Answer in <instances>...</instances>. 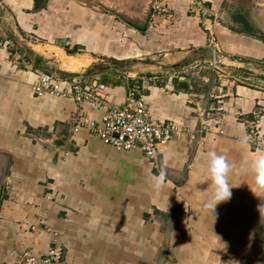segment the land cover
Listing matches in <instances>:
<instances>
[{
  "label": "crops",
  "instance_id": "obj_1",
  "mask_svg": "<svg viewBox=\"0 0 264 264\" xmlns=\"http://www.w3.org/2000/svg\"><path fill=\"white\" fill-rule=\"evenodd\" d=\"M153 1L122 2L131 11L123 21L118 10L86 0H47L39 9L34 0H0L2 261L13 263L25 250L40 255L56 243L62 264H264V191L252 168L258 150L239 143L252 124L264 133V15L253 2L264 3L200 0L203 12H195L190 0H159L174 13L168 20L153 12ZM126 19L147 25L140 30ZM213 43L224 73L215 84L203 76L197 89L188 59L206 49L212 68ZM46 46L76 52L50 49L60 65L54 68L38 48ZM59 52L86 66L63 69ZM94 69L110 104L123 105L135 85L150 115L174 121L182 134L155 159L118 151L86 128L72 131L79 118L72 99L31 92L40 73L86 82ZM83 113L100 123V111ZM203 122L208 132L199 131ZM210 151L237 165L229 175L232 198L217 205L216 219L204 208L214 194ZM162 168L166 182L156 189L150 177Z\"/></svg>",
  "mask_w": 264,
  "mask_h": 264
},
{
  "label": "built area",
  "instance_id": "obj_2",
  "mask_svg": "<svg viewBox=\"0 0 264 264\" xmlns=\"http://www.w3.org/2000/svg\"><path fill=\"white\" fill-rule=\"evenodd\" d=\"M151 5L155 14L163 15L168 20L174 18V13L170 8L159 0H154ZM190 9L195 12H203L204 6L200 0H190ZM212 48L213 54H217L216 43L212 44ZM30 88L35 96L51 95L72 99L79 107V118L72 127V131L77 132L86 128L89 133L94 134L103 143L118 151L137 149L146 157L155 159L160 146L174 136H180L183 132V128L174 121L156 119L151 116L143 93L135 85L128 89L127 99L123 105L110 104L107 100V85L97 72L92 73L91 78L86 82L77 77L66 80L55 72H43L31 84ZM85 107L101 112L100 123L84 116ZM199 131L208 132L205 122L201 123ZM246 136L250 138L248 145L253 150H264V133L257 124L249 126ZM62 263L63 249L60 244L56 243L40 255L35 254L32 250H25L17 256L13 263L0 259V264Z\"/></svg>",
  "mask_w": 264,
  "mask_h": 264
},
{
  "label": "clouds",
  "instance_id": "obj_3",
  "mask_svg": "<svg viewBox=\"0 0 264 264\" xmlns=\"http://www.w3.org/2000/svg\"><path fill=\"white\" fill-rule=\"evenodd\" d=\"M249 137L242 136L239 143L247 146ZM208 173L211 186L214 188L212 198L204 203V208L208 210L216 219V208L222 202H227L232 198L233 186L229 182V175L237 170V165L229 161L225 154L216 151L207 153ZM165 162L167 156H165ZM253 172L255 174V184L264 191V150H258L252 162ZM150 181L156 189H160L166 182V170L162 168L158 175L150 177ZM254 192V191H253ZM258 210L264 220V203L258 205Z\"/></svg>",
  "mask_w": 264,
  "mask_h": 264
},
{
  "label": "rangeland",
  "instance_id": "obj_4",
  "mask_svg": "<svg viewBox=\"0 0 264 264\" xmlns=\"http://www.w3.org/2000/svg\"><path fill=\"white\" fill-rule=\"evenodd\" d=\"M86 1H87L88 5L97 6L99 9H102V10L103 9L106 10L107 7L112 9V10H118L122 14V15L119 14L120 16H118V17L122 18L123 21H125V18H126L125 16L131 15L130 14L131 11L128 9V7L124 6L125 7V10H124L123 3L126 0H86ZM254 1H256V0H254ZM257 1L264 3V0H257ZM253 6H254L256 11H258L259 13L262 12L261 15H264V4H256L255 2H253ZM141 7H144V5H142ZM236 7H238L240 9V11L243 12V14H245V16H247V17L250 16L249 6H246L244 4H239ZM136 10H138V7L136 8ZM139 11H137V13ZM126 20H130V19H126ZM130 21H133V22L137 23L136 20H130ZM138 23H139L140 27H145V25H147L146 22H144V21H140V22L138 21ZM240 28H243L245 31H251L252 30L246 24H242ZM38 48H39V50L41 49V51L44 50V49L47 50V52H48L47 55L50 57V60L53 61L52 66L54 68L55 67H60L58 59L55 56H51L53 53L49 51L50 49H54L56 51H60V50H58V49H56L55 47H52V46H46L44 48L38 47ZM60 52L65 53L63 51H60ZM79 53H81V51H79ZM65 54H67V53H65ZM208 54L209 53H208V51L206 49L205 50H198V51H196L193 54L192 57H190L189 59L188 58H184L179 63V65H180L181 63L186 62L187 59H188L189 62H192V66L195 65L194 67H192L190 69V71L193 72V75H194V78H195V81H196L195 85H196L197 89H202L203 88V86H202L203 83H204L203 80H202L203 76L209 77L210 78V82L209 83L215 84L216 82L219 81L218 80V74L219 73H224L223 71H221V70H224V68H222V66H221V62L219 61V56H217V54H215V55L213 54V48H212V52L210 53V56L212 58V65H210V67H212V68H208V62H207ZM99 63H102L103 65L106 64L107 63L106 58L103 59L102 62L99 61ZM110 64H111V62H110ZM87 66H89V64ZM94 70H96V72L98 71V69H94ZM235 74L236 73L233 70H228V76L227 77L230 78V79L231 78L234 79L235 78L234 77ZM240 79H242V78H240ZM243 81H249L250 82V80H247V79L243 80Z\"/></svg>",
  "mask_w": 264,
  "mask_h": 264
},
{
  "label": "bare ground",
  "instance_id": "obj_5",
  "mask_svg": "<svg viewBox=\"0 0 264 264\" xmlns=\"http://www.w3.org/2000/svg\"><path fill=\"white\" fill-rule=\"evenodd\" d=\"M53 52V51H52ZM57 54V53H56ZM58 58L61 62L62 68L65 70H77L86 66L85 62L74 56H66L65 54L58 53Z\"/></svg>",
  "mask_w": 264,
  "mask_h": 264
},
{
  "label": "trees",
  "instance_id": "obj_6",
  "mask_svg": "<svg viewBox=\"0 0 264 264\" xmlns=\"http://www.w3.org/2000/svg\"><path fill=\"white\" fill-rule=\"evenodd\" d=\"M46 1L47 0H34V8L35 9H39V8H42V7H44V5L46 4ZM66 50V52L68 53V54H73V53H75L76 52V50L75 49H65Z\"/></svg>",
  "mask_w": 264,
  "mask_h": 264
},
{
  "label": "water",
  "instance_id": "obj_7",
  "mask_svg": "<svg viewBox=\"0 0 264 264\" xmlns=\"http://www.w3.org/2000/svg\"><path fill=\"white\" fill-rule=\"evenodd\" d=\"M126 22H127L128 24H130V25L135 26L136 28H138V29H140V30H143V28L137 26L136 23H134L133 21L126 20ZM90 70H93V69H92L91 67H90V68L88 67V68L85 69L84 73H88V72H90Z\"/></svg>",
  "mask_w": 264,
  "mask_h": 264
}]
</instances>
